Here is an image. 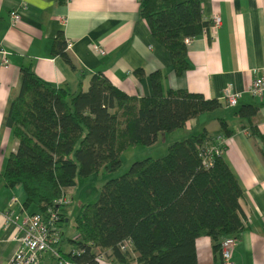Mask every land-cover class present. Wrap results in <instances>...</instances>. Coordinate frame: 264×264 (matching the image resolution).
I'll use <instances>...</instances> for the list:
<instances>
[{
	"label": "trees",
	"instance_id": "trees-1",
	"mask_svg": "<svg viewBox=\"0 0 264 264\" xmlns=\"http://www.w3.org/2000/svg\"><path fill=\"white\" fill-rule=\"evenodd\" d=\"M138 14L169 53L175 75H182L190 67L187 41L210 25L200 0H139ZM65 47L59 33L52 53L75 69ZM134 72L143 74L141 68ZM84 76L73 89L42 79L31 63H22L19 90L4 117L18 144L0 177L8 187L22 186L23 204L32 213L44 215L52 208L60 221L66 205L57 199L75 185L77 175L115 171L124 150L151 145L161 133L222 106L216 97L187 89L163 92L160 70L150 74L152 93L142 97L120 90L101 71L92 73L83 89ZM255 112V106L244 105L237 114L250 118ZM219 124L229 135L227 123L219 119ZM211 142L206 130L189 134L169 144L163 156L134 161L104 182L98 200L82 204L74 218L78 235L71 241L82 252L59 249L57 263L93 262L96 252H109L121 264H197L199 236H209L220 255L221 240L244 229V192L223 153L212 154L208 166L203 163V148ZM123 240L131 242V252L120 249Z\"/></svg>",
	"mask_w": 264,
	"mask_h": 264
},
{
	"label": "crops",
	"instance_id": "crops-1",
	"mask_svg": "<svg viewBox=\"0 0 264 264\" xmlns=\"http://www.w3.org/2000/svg\"><path fill=\"white\" fill-rule=\"evenodd\" d=\"M200 3L204 21L211 23L218 14L221 22L215 37L202 33L187 41L190 67L177 76L169 53L154 40L146 20L139 16V0H0V173L18 144L4 117L18 93L22 63H31L42 79L73 89L81 73L86 89L91 74L101 71L117 88L137 97L152 93L150 74L160 70L165 74L163 92L187 89L221 100L220 108L191 118L182 128L168 133L170 137L174 134L168 145L202 130L210 136L224 135L219 119L227 123L231 132L226 135L223 154L244 192L240 199L244 229L236 236L233 264H264V95L256 97L247 91L264 67V0ZM14 10L20 19L12 24ZM59 33L64 35L65 52L75 69L61 55L52 53V42ZM93 45L105 52H97ZM137 68L143 71L140 77L134 72ZM227 88L239 93L234 106L223 97ZM244 105L256 107L252 117L237 114ZM160 136L165 142L164 133L156 141ZM14 195L19 202L8 208ZM24 196L21 185L8 187L0 177V264H8L18 246V223L33 211L23 204ZM7 210L18 216L16 222L7 220ZM65 210L67 214L66 206ZM66 220L60 222L61 231ZM62 241L63 237L60 249ZM74 248L71 244L67 251ZM195 251L197 264L221 263L209 236L195 239ZM48 257L55 259L43 253L38 264H52Z\"/></svg>",
	"mask_w": 264,
	"mask_h": 264
},
{
	"label": "built area",
	"instance_id": "built-area-1",
	"mask_svg": "<svg viewBox=\"0 0 264 264\" xmlns=\"http://www.w3.org/2000/svg\"><path fill=\"white\" fill-rule=\"evenodd\" d=\"M11 23L14 24L20 19V14L17 10H14L11 15ZM221 22L220 16L215 14L211 20L208 28L203 30V33H208L212 37L216 35V29ZM190 40V39H189ZM188 40V41H189ZM99 53H104L99 45H93ZM247 91L256 97H262L264 95V67L258 76L253 78L247 86ZM239 93L232 92L230 88H227L223 97L230 106H234L237 103ZM225 135L212 136V142L204 146L202 156L205 166L211 162L212 154L223 153L225 147ZM17 196H12L8 208L13 204L18 203ZM57 203L67 205L69 199L66 194L57 199ZM7 220L17 221L18 216H12L10 210L5 211ZM60 215L58 211L48 208L43 215L39 212L25 214L18 223V229L20 235L18 237V246L15 249L8 264H38L43 253H49L56 260L59 259V249L62 238V231L60 228ZM236 236L229 235L224 237L220 242V264H233V248L236 243ZM119 247L122 251L131 252V242L129 240H123ZM82 249H74L72 253L79 255ZM109 252H96L93 262H74L65 261V264H112L108 258Z\"/></svg>",
	"mask_w": 264,
	"mask_h": 264
},
{
	"label": "rangeland",
	"instance_id": "rangeland-1",
	"mask_svg": "<svg viewBox=\"0 0 264 264\" xmlns=\"http://www.w3.org/2000/svg\"><path fill=\"white\" fill-rule=\"evenodd\" d=\"M166 136V141L162 140V136L159 137L158 141L155 143L145 146L137 145L134 147H129L121 153V165L115 171H108L106 168H102L99 172L93 173L89 176L83 177L77 175L75 185L67 190L66 196L69 199L67 207L66 221L62 224V237L63 241L61 244V249L67 251L69 246L77 238V230L75 228L74 218L82 204L93 203L98 200L100 188L104 182L108 179L117 177L129 169V166L134 162L146 157H161L167 152L168 143L171 142V137L167 136L168 133H164ZM171 144V143H170ZM112 264H118L112 261L108 257ZM49 259L52 264H57L55 259Z\"/></svg>",
	"mask_w": 264,
	"mask_h": 264
}]
</instances>
